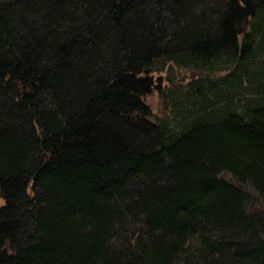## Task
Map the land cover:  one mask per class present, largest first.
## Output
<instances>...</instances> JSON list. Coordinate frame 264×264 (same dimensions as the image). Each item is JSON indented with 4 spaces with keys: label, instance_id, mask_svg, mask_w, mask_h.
<instances>
[{
    "label": "trees",
    "instance_id": "trees-1",
    "mask_svg": "<svg viewBox=\"0 0 264 264\" xmlns=\"http://www.w3.org/2000/svg\"><path fill=\"white\" fill-rule=\"evenodd\" d=\"M0 197V264H264V0H0Z\"/></svg>",
    "mask_w": 264,
    "mask_h": 264
},
{
    "label": "rangeland",
    "instance_id": "rangeland-1",
    "mask_svg": "<svg viewBox=\"0 0 264 264\" xmlns=\"http://www.w3.org/2000/svg\"><path fill=\"white\" fill-rule=\"evenodd\" d=\"M181 71L176 67H172L170 70H163V71H155L153 73V82L155 85H160L165 92L170 88L173 87V84L169 82V80H176L179 83H182L185 85V83H188V79L190 77V72L186 71L184 73V76H180ZM182 85V86H183ZM179 86V88H182L184 90L185 86ZM172 89H175L173 87ZM145 103L151 108V110L154 112L155 115L163 116L164 113V92H161L160 89L155 88L148 96L144 98ZM190 100H187L185 102H182L187 106L190 102ZM169 103V101L167 100ZM169 112V111H168ZM180 121V118L172 117L171 116V122L173 125H176V123ZM226 179L232 180V178L229 175H225ZM4 203V200L0 197V206Z\"/></svg>",
    "mask_w": 264,
    "mask_h": 264
}]
</instances>
